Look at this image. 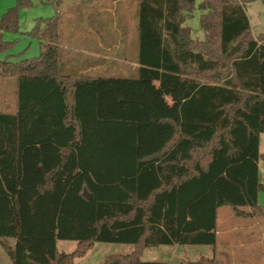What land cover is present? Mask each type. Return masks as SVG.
Instances as JSON below:
<instances>
[{"label": "trees", "instance_id": "trees-1", "mask_svg": "<svg viewBox=\"0 0 264 264\" xmlns=\"http://www.w3.org/2000/svg\"><path fill=\"white\" fill-rule=\"evenodd\" d=\"M250 1L137 0L131 47L117 53L127 63L65 60L58 17L27 33L38 57L0 60L15 80V108L0 111V246L12 264H74L96 242L134 247L101 264H167L143 250L215 246L219 208L263 211L264 32H250ZM31 4L2 14L0 53ZM195 8L202 40L185 24ZM69 239L75 249L60 251Z\"/></svg>", "mask_w": 264, "mask_h": 264}, {"label": "rangeland", "instance_id": "rangeland-1", "mask_svg": "<svg viewBox=\"0 0 264 264\" xmlns=\"http://www.w3.org/2000/svg\"><path fill=\"white\" fill-rule=\"evenodd\" d=\"M31 1V6L22 8L18 12L17 32L4 33V39L14 43L8 51L0 53V60L8 58L10 61L18 62L38 57L39 40L27 33L34 28L39 19L58 17L60 44L65 60L72 56V46L75 45L78 48L88 49L89 56L91 54L93 58L95 56L92 54H98L106 56L108 61L114 58L118 62L127 63V59H118L117 53L122 51L125 44L128 45V50L131 47L136 23L137 0H62L58 5L52 0ZM115 2L119 3L114 5ZM15 5L16 0H0V18L4 12ZM245 12L251 34L257 36L263 33L264 0H252L246 3ZM199 14L200 11L195 8L187 15L185 24L190 27L192 38L202 40L204 34L199 25ZM95 22H104L113 29L108 28V34L103 31L99 35L101 30ZM111 23L113 26L110 25ZM122 33H125L129 42L121 36ZM104 36L107 38L103 39ZM106 41L112 43L109 49H107ZM96 64L92 71L100 70L99 64ZM14 85L13 77H0V111L14 110ZM259 150L264 154V140L261 141ZM259 165L260 179L263 184V189L258 194V204L263 207L260 214L240 216L229 207H221L217 210L215 246L174 244L149 247L143 250L141 260L186 264L188 261L207 257L215 258L219 264H264V161H261ZM242 210L250 211L248 208ZM75 246V239L57 242V248L65 253L72 252ZM133 250L134 247L131 244L96 242L83 256L75 258L74 264H101L107 255L128 254ZM0 252L7 258L1 246Z\"/></svg>", "mask_w": 264, "mask_h": 264}, {"label": "crops", "instance_id": "crops-1", "mask_svg": "<svg viewBox=\"0 0 264 264\" xmlns=\"http://www.w3.org/2000/svg\"><path fill=\"white\" fill-rule=\"evenodd\" d=\"M119 3V2H115L114 3V5H117V4ZM103 26H102V30L103 31H105L104 33L105 34H108V28H110V29H113L112 27H110V26H107V24L105 23V24H102ZM111 26H113V24L111 23L110 24ZM103 31H101L100 32V35L102 34V32ZM103 33V34H104ZM110 33V32H109ZM111 35H112V32H111ZM121 36H124V38H126L127 39V41L129 42L130 40H128V37L124 34V33H122V35ZM102 37V36H101ZM107 37L106 36H104V38L103 39H106ZM81 39V38H80ZM126 43V42H125ZM106 46H108L107 47V49H109V47L111 46V44L112 43H109V42H107L106 41ZM99 45H101V43H99ZM60 46H61V44H60ZM72 46V45H71ZM80 46V45H79ZM62 48V47H61ZM72 51H73V54H72V56L71 57H69L67 60H69L71 63H74V65H76L77 63H78V61H76V60H82V59H85V57H88L89 56V50L88 49H86V48H84V49H82V48H78V46H75V45H73L72 46ZM71 50V49H70ZM93 56H95V58L97 59V58H101V59H104L105 61L107 60L108 61V58L106 57V56H101V55H98V54H92ZM90 56H91V54H90ZM114 60V58L113 59H111L110 61H113ZM77 62V63H76ZM79 66V65H78ZM94 68V67H93ZM89 70H92V68L91 69H88L87 71H89ZM109 74H113V73H109ZM263 140V136H261V141ZM261 141H260V143H261ZM259 171L261 172V168H260V165H259ZM217 233V232H216ZM13 243V242H12ZM6 254V253H5ZM0 261H1V263L0 264H12L11 263V261H10V259L8 258V256H7V258H5L2 254H1V252H0Z\"/></svg>", "mask_w": 264, "mask_h": 264}, {"label": "water", "instance_id": "water-1", "mask_svg": "<svg viewBox=\"0 0 264 264\" xmlns=\"http://www.w3.org/2000/svg\"><path fill=\"white\" fill-rule=\"evenodd\" d=\"M84 196L87 198V199H90V195L88 193H86V191L84 190Z\"/></svg>", "mask_w": 264, "mask_h": 264}]
</instances>
